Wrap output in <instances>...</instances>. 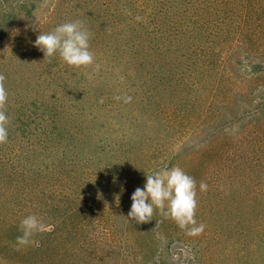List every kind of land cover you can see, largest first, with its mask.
I'll return each instance as SVG.
<instances>
[{
    "label": "trees",
    "instance_id": "obj_1",
    "mask_svg": "<svg viewBox=\"0 0 264 264\" xmlns=\"http://www.w3.org/2000/svg\"><path fill=\"white\" fill-rule=\"evenodd\" d=\"M61 13L63 23L81 20L88 29L95 62L70 67L57 54L45 68L39 94L32 89L6 105L10 124L7 143L0 144V264H91L90 254L77 262V245L82 238L86 242L96 211H102L110 229L120 223L118 215L124 216L129 238L136 239L140 226L127 215L146 173L175 166L174 151L181 156L197 148L190 158L201 168L221 165L227 183L239 166L228 158L231 142L217 147L227 142L224 123L234 122L241 101L264 109V80L259 83L264 0H81ZM117 96L132 99L125 103ZM206 151L219 156L206 162ZM257 207L255 230L264 224V211ZM154 213L153 222L141 226L150 238L169 222ZM30 214L43 228L28 245L18 246L20 222ZM253 239L231 264H241L247 253L256 262L264 257L257 230ZM116 247L109 246V264H122L131 255L128 264H230L212 246L195 252L193 245L187 261L176 260L170 245L165 256L157 242ZM101 250L96 245L89 252L96 263ZM118 253L125 257L116 258Z\"/></svg>",
    "mask_w": 264,
    "mask_h": 264
},
{
    "label": "rangeland",
    "instance_id": "obj_2",
    "mask_svg": "<svg viewBox=\"0 0 264 264\" xmlns=\"http://www.w3.org/2000/svg\"><path fill=\"white\" fill-rule=\"evenodd\" d=\"M70 2L80 4L81 0H31V2L0 0V28L6 25L5 32L0 30V73L6 76L5 87L8 92L6 105H9L12 99L14 102L21 100L32 89H34L33 93L39 94L43 86L45 68L48 63L52 65L55 62V55L44 59L43 52L34 46V41L40 31L50 32L58 24L63 23L65 17H62L61 12ZM56 11L57 17L54 15L51 23H47L48 15ZM263 80L264 77L259 79V83ZM245 104V101L239 103L240 109L236 108L234 122L225 121L224 128L227 132L222 136L225 135L227 142L224 144L220 141L217 145L228 148V143L231 142L228 149L232 151L228 154V158L234 157V164L239 166V169L231 174L230 180L227 176V183L224 184L223 181L226 177L220 176L221 172H226L221 171V165L212 163L201 168L199 160L190 158V151L197 148H188L181 156L178 155L179 150L174 151L177 155L175 166L191 174L198 184V207L195 218L198 225L201 223L205 225L202 234L189 236L186 230L179 228L169 218L168 227H160L154 238L144 233L142 224L134 223L140 227L134 231L136 239H133L129 238L126 231L124 216L118 215L120 223L116 228L110 229V226L104 222L102 211H96L90 219L86 242H83L82 238L77 245V262L81 263L83 256L90 254L91 264H109L113 258L112 254H108L111 245L117 246L116 249L119 250L120 246L124 248L125 244L135 246L136 242H157L162 246L161 251L165 256H170L168 246H172L170 252H173L176 260L180 258V261H187L188 248L193 245L195 252L200 251L203 246H212L218 250L217 256L221 261L229 260L231 264L238 257L237 254L246 250L243 246H249L254 242L256 230L257 242L263 244L264 224L255 230L253 209L257 204V211H264V127L258 126L259 121L264 123V109L258 111L255 106ZM209 141L210 138L203 146L208 145ZM215 153L214 151L205 153L208 158L206 162L210 161L212 155V158L219 156ZM249 174L250 179H247ZM201 181L208 185L206 192L199 191ZM155 216L157 215L154 213L150 222H153ZM240 218L242 219L239 220ZM172 242L179 243L174 246ZM96 245H101V251L104 252L97 258V263L94 255L91 254ZM131 256H128L129 259L122 258V264H128V260L132 259ZM121 257H125L124 253H118L116 256L118 259ZM251 259L252 255L247 253V259L241 264H264V257L258 258L259 262Z\"/></svg>",
    "mask_w": 264,
    "mask_h": 264
},
{
    "label": "clouds",
    "instance_id": "obj_3",
    "mask_svg": "<svg viewBox=\"0 0 264 264\" xmlns=\"http://www.w3.org/2000/svg\"><path fill=\"white\" fill-rule=\"evenodd\" d=\"M90 35L81 20L67 21L50 32L40 31L34 46L43 52L44 59L58 54L70 67H89L95 62L90 51ZM5 80L6 76L0 73V144L7 143L10 124L5 110L8 101ZM115 99L129 103L132 98L117 96ZM207 189L208 185L201 181L199 191L206 192ZM131 200L127 217L137 224L148 223L158 210L161 216L172 219L189 236H198L204 231L205 225H198L195 218L198 207L196 180L178 166L146 173L144 187H137ZM42 228L43 224L36 215L24 217L19 225L22 234L16 237V244L28 245L31 237Z\"/></svg>",
    "mask_w": 264,
    "mask_h": 264
}]
</instances>
